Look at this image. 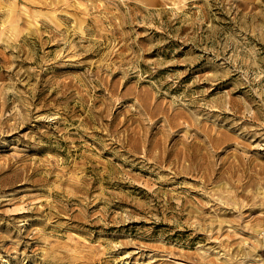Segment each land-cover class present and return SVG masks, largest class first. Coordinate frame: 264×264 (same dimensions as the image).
Returning <instances> with one entry per match:
<instances>
[{
	"label": "rangeland",
	"instance_id": "374dc122",
	"mask_svg": "<svg viewBox=\"0 0 264 264\" xmlns=\"http://www.w3.org/2000/svg\"><path fill=\"white\" fill-rule=\"evenodd\" d=\"M223 263L264 264V0H0V264Z\"/></svg>",
	"mask_w": 264,
	"mask_h": 264
},
{
	"label": "bare ground",
	"instance_id": "6f19581e",
	"mask_svg": "<svg viewBox=\"0 0 264 264\" xmlns=\"http://www.w3.org/2000/svg\"><path fill=\"white\" fill-rule=\"evenodd\" d=\"M33 1H34V0H33ZM35 21H36V20H35ZM211 111H213V110H211ZM212 113H213V112H212ZM174 117H175V116H174ZM193 119H194V118H193ZM194 120H195V119H194ZM191 123H192V122H191ZM198 128H199V127H198ZM207 128H208V127H206V128H205V127H201L200 129L205 131V134L208 136V138H209L210 140H214L213 143H212V144L214 145V144H215L214 142H215V138H216L215 135H216V134H215V133L212 134V133L210 132V131H212V130L209 131V130H208L209 128H208V129H207ZM212 129H213V132H215V130H214L215 128H212ZM199 132H200V131H199ZM203 133H204V132H203ZM214 134H215V135H214ZM193 135H194V134H193ZM204 136H205V135H204ZM255 136H256V135H255ZM205 137H206V136H205ZM205 139H206V138H205ZM218 140H219V139H218ZM189 142L191 143V141H189ZM211 142H212V141H211ZM218 142H219V141H218ZM200 143H201V142H200ZM195 144H196V143H195ZM203 144H204V143H203ZM205 144H206V143H205ZM217 144H219V143H217ZM210 146H211V145H210ZM213 147H214V146H213ZM211 149H212V148H211ZM212 150H213V149H212ZM213 151H214V150H213ZM209 155H210V154H209ZM197 162H198V161H197ZM220 201H222V200H220ZM222 220H223V219H222ZM253 229H254V228H253ZM255 230L257 231V230H258V227L255 228ZM223 264H224V263H223ZM227 264H228V263H227Z\"/></svg>",
	"mask_w": 264,
	"mask_h": 264
}]
</instances>
